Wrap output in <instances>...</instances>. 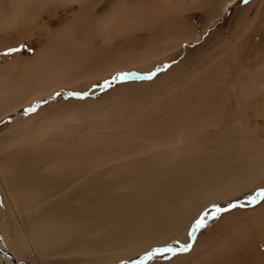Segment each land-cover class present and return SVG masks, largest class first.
Segmentation results:
<instances>
[{"label": "rangeland", "instance_id": "obj_1", "mask_svg": "<svg viewBox=\"0 0 264 264\" xmlns=\"http://www.w3.org/2000/svg\"><path fill=\"white\" fill-rule=\"evenodd\" d=\"M146 1L113 0L95 10L54 2L29 24L23 18L20 33L0 32V93L19 90L13 86L19 80L46 85L34 80L32 67L40 66L24 62L47 51L63 28L92 52L76 67L74 82L49 81L43 96L0 121L1 163L18 173L15 186L33 198L23 219L0 174V232L22 264H39L22 227L39 223L44 264H264V0H241L222 15L215 12L228 0H215L220 7L213 11H186L163 30L167 45L150 48L146 32L110 44L101 17L122 20ZM57 156L88 168L87 178H70L62 162L58 175ZM183 163L189 172L171 173ZM232 178L241 181L235 192H219ZM205 216L206 226L196 229ZM75 218L100 231L78 242ZM117 224L120 244L128 235L133 245L113 250L105 243L102 234L115 237ZM165 248L176 253L145 259Z\"/></svg>", "mask_w": 264, "mask_h": 264}, {"label": "bare ground", "instance_id": "obj_2", "mask_svg": "<svg viewBox=\"0 0 264 264\" xmlns=\"http://www.w3.org/2000/svg\"><path fill=\"white\" fill-rule=\"evenodd\" d=\"M111 1H113V0H0V32L3 34H9L10 32L17 31L18 33H20L22 30L21 27L19 26V24H21L20 21H23V18H24L27 20V23H28V21H30L34 18L36 19L39 16L38 14L41 12V10L47 8L50 5V3H54V2H57V3L58 2H65V3L77 2L83 8L95 10L96 7H98L100 5L102 7H104L103 6L104 4L110 3ZM240 1L241 0H228L224 5H222L220 7V4L219 5L216 4L215 0H191L188 2H187V0H158V1L148 0L145 3L138 4L134 8L132 13H127V15L122 20H119V18L117 19V17L115 19H112V20L111 19L108 20V18H106L107 16L101 17L99 28L103 32L106 33V36H107L106 38H108L110 44L113 43V40L117 37L118 38L119 37H130V36H132V35L134 36L135 34L140 33V32H146L150 35L149 47L152 48L153 46H156V45H167L168 43L170 44L169 40L165 38V36L163 34V30L164 29L165 30L170 29L171 27L177 25L176 24L177 22L180 23L181 18L183 17V15L186 11H189L192 9H200V11L201 10L213 11V10L218 9V7H220V9L217 10L215 13L219 12V15L220 14L222 15V14L226 13L230 7L235 6ZM104 8H106V7H104ZM96 11H98V10H96ZM96 11H94V13H96V14L100 13V12H96ZM101 12H104V11H101ZM51 15L55 16V17L57 16L55 13H53ZM36 30H37V28H36ZM67 30H69V29H67ZM64 31H66V30L63 28V30L59 33V35L56 34L55 36L52 37L54 44L47 51L41 52L32 61L24 62L26 65H29L30 67H32L33 65L34 66L37 65V66L41 67V68L39 67V69H42L41 73H43V74L40 75L39 77L36 75V73L39 72V69L32 67V69H37V71H35L34 80H35V82H39V83L43 82L46 85H42L41 87H34V86L30 87V85H29V87H28L25 80H19V81L13 83L14 87L19 86V88H17L19 90L14 91L12 89L13 91L12 90L11 91L5 90V91L1 92L0 93V111L2 109H4L5 112L0 114V121L2 119H4L5 117H7V115L11 116L13 114H16L20 110L19 108L23 105V104L20 105V103H25V102L28 103V101L35 98L36 95L43 96V92L46 91L47 88L49 87L47 85L49 81L52 82V81L68 80L69 82L70 81L74 82L73 77L75 75H76L75 77H77V71L79 73L81 71L80 68H77L80 71L76 70V67H78L79 65L84 63V60L86 59L85 56L86 55L89 56L91 50L88 47H85L84 45H81V44H78L77 42H75L74 36H76V35L73 34L74 30L66 31V33H69L67 35H63ZM24 32H25V30H24ZM49 38H50V36H49ZM51 41H52V39H51ZM77 41H78V39H77ZM89 47H91V46H89ZM95 48H96V46H95ZM100 48H102V46ZM95 55H97V54L95 53ZM89 60H92V58ZM124 60H125V58H124ZM132 60H134V58ZM16 61H19V60H16ZM120 66H121V64H120ZM43 68H45V69H43ZM9 96H10V99H9ZM38 98H41V97H37L36 99H38ZM4 103H6V104H4ZM207 110H208V107H207ZM186 113H184V114L186 115ZM180 114H181V116L183 115L182 113H180ZM211 115H213V113H211ZM27 122H30V120H27ZM27 122H25V123L27 124ZM25 123H24V125H26ZM16 127L18 128V125ZM18 130H20V129H18ZM230 130H232V129H230ZM4 136L0 137V143H2L5 140ZM194 136H196V135H194ZM231 137H233V136H231ZM8 138L9 137H7L6 139H8ZM41 138H43V137H41ZM34 146H36V149H37L38 145L36 144ZM172 146H174L173 143H172ZM172 146L169 145L168 147H170V149H171ZM175 147H176V145H175ZM32 149H34V148H32ZM181 149H182V147H181ZM0 150H1V147H0ZM68 150H69V148H68ZM36 151H34L35 154H36ZM24 152H27V151L25 150ZM175 153H176V151H175ZM50 156H52V155L50 154ZM53 157H54V154H53ZM61 157H63V156H61ZM57 158H58V156H57ZM57 158L53 159V161H52V163L55 164V166L53 167V171L57 172V174L64 172L65 170L63 171V169L66 168V169H68L67 173H72L70 178L74 177L75 179L74 178L73 179L76 181H78L80 179L87 178L86 177V174H87L86 171L88 170V168L76 169V168H73L70 165V163L66 164L65 160L61 161L62 160L61 158H60L61 160H59V158L58 159ZM184 158H185V156H184ZM179 160H181V159H179ZM181 161L184 162L183 160H181ZM57 162H58V164L61 162L64 163V165H63L64 168L62 167L63 168L62 169L61 167H56V166H58V165H56ZM101 162H103V161H99L97 164H102ZM73 163H74V165H76V160ZM108 164H109V161H108ZM186 166H187V164L183 163L182 165H180L176 168V171L171 170V168H170L171 173H180V172L183 173V170H187L189 172V170ZM108 167L109 166H107V168ZM137 167H138V165L131 166V168H134V169ZM171 167H173V166H171ZM175 167L176 166H174V168ZM112 168H114V167H112ZM140 168L146 170L145 166H143V165L140 166ZM12 171H13L12 168L8 169L7 167H4V165H3V163H1V159H0V174H1L3 187H4L5 191L8 193L9 199H11L10 201H12V204L14 205V207H16L15 205L17 204V207L22 208V211L24 212V214L22 215V218L25 219V216L27 215L29 208L31 206H33V198H30L27 193H24V191L21 192V190H19L15 186V182H16L15 179H16V176L18 173L16 174L15 171L14 172H12ZM134 171L136 173H140L138 169H136ZM79 172H81V173L77 174ZM115 172L116 171H113L112 173L115 174ZM248 174H250V173H247V175ZM118 175L119 176H117L116 180L118 181V183H121L122 182V180H121L122 176L120 174H118ZM198 175H199V173L196 174L195 176H198ZM63 176H60L59 180H60V178L63 179L62 178ZM162 176H163V174H162ZM248 176L250 178V175H248ZM126 177H128V176L124 175V180ZM249 178H247V180H249ZM238 179H240V178L230 179V183H232V184L229 183L230 184L229 186H225L223 189H220L219 192H222V194H227V195L231 194L233 191L235 192V189L237 188V186H239L238 184L241 182V181L239 182ZM17 180H18V178H17ZM145 182H147V181H145ZM148 182H151V179H148ZM131 186H129V187H131ZM72 222H73V224H76L81 229L78 236L77 235H76L77 237L75 236L76 240L78 239V242L84 241L85 237L83 236V234L85 235V233H87L89 231L92 233L93 230L100 231V229L96 226H92V225L86 226L85 223L80 222L77 218L73 219ZM39 225L40 226L38 228L35 226H32L35 228L34 229V228H30L29 225L26 224V226H28V230H26V226H22V227H23L25 233L28 232L27 236H28V239H30L29 241L31 242V240H32V242H33L31 244H28L29 246L34 245V247L32 246V250H31L32 254L33 255L35 254L37 256L39 264H44L43 262H41V260L39 258V253H38L39 251L45 250V249H43L44 241L37 242L39 238L43 240V234H44V232H42V230L44 231V229H42L41 223H39ZM182 225H184L183 222H182ZM73 227H75V226H73ZM122 230H123V226L121 224L115 225V231H114L115 234L122 232ZM39 232H42V233L39 235ZM51 232H52V230H51ZM109 232H111V231H107V232L103 233L102 236H103V240L105 241V243H107L109 246H112L113 250H116L117 248H119L118 250H120L126 245H129V244L133 245L135 243L134 241H130L133 238H131L128 235H124V236H121L122 239L125 240L124 244L123 243L120 244V239H119L120 237H118L117 234L115 237H113L112 236L113 233H109ZM35 235H36V237H34ZM1 241H3V243ZM4 241L5 240L2 238V234L0 232V249L3 252H11L13 257L16 259V261L19 264H22L21 261L19 260V255L17 254V252L15 253L14 251L10 250L6 246ZM111 242H113V243L111 244ZM47 244L48 243L45 241V246H48ZM114 244H116V245H114ZM113 245H114V247H113ZM35 246L38 247L39 249L37 250ZM121 246H123V247L120 248ZM196 252H194V253L196 254ZM0 264H14V262L8 255H4V254L0 253Z\"/></svg>", "mask_w": 264, "mask_h": 264}, {"label": "snow or ice", "instance_id": "obj_3", "mask_svg": "<svg viewBox=\"0 0 264 264\" xmlns=\"http://www.w3.org/2000/svg\"><path fill=\"white\" fill-rule=\"evenodd\" d=\"M245 3H248V0H244ZM13 50H9V53L7 54H11ZM261 199H264V193H261ZM217 212H219L220 210L219 209H216ZM206 226V216L205 217H201L197 222H196V229H200V228H203ZM184 251H187V247L185 246L183 248ZM163 252H170V253H173L175 254L176 253V249L174 248H165V249H157L155 253H149L145 259L146 260H151L154 258V256L157 254V253H163Z\"/></svg>", "mask_w": 264, "mask_h": 264}, {"label": "water", "instance_id": "obj_4", "mask_svg": "<svg viewBox=\"0 0 264 264\" xmlns=\"http://www.w3.org/2000/svg\"><path fill=\"white\" fill-rule=\"evenodd\" d=\"M240 206H243V205H240ZM3 243V241H1ZM0 253L4 254V255H8L14 262V264H19L16 259L13 257L12 253L11 252H3L1 249H0Z\"/></svg>", "mask_w": 264, "mask_h": 264}]
</instances>
